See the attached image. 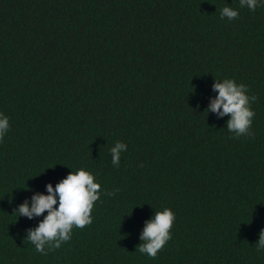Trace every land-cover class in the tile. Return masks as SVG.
Instances as JSON below:
<instances>
[{"label":"trees","instance_id":"obj_1","mask_svg":"<svg viewBox=\"0 0 264 264\" xmlns=\"http://www.w3.org/2000/svg\"><path fill=\"white\" fill-rule=\"evenodd\" d=\"M225 78L257 97L251 136L205 111ZM0 114V264H264V0H0ZM81 168L93 222L36 252L47 211H15ZM165 208L152 258L137 246Z\"/></svg>","mask_w":264,"mask_h":264},{"label":"clouds","instance_id":"obj_2","mask_svg":"<svg viewBox=\"0 0 264 264\" xmlns=\"http://www.w3.org/2000/svg\"><path fill=\"white\" fill-rule=\"evenodd\" d=\"M241 8L247 7L255 11L258 0H239ZM221 18L234 20L238 18L239 11L236 8L225 6L220 10ZM218 92L208 108V113H217L219 116H230L227 128L234 132L236 137L242 135L251 136L250 131L255 115L250 103L257 100L255 95L247 94L248 88L245 84H238L235 79L225 78L223 81L216 79L213 85ZM9 129V118L0 114V139H3ZM127 150V145L117 142L110 151L112 164L118 166L121 153ZM100 183L95 181L94 175L81 168L79 171L71 172L55 187L51 183L47 185V194L36 193L31 198V204L25 200L15 211L19 216L29 219L38 217L47 211L45 218L34 229H28L26 239L35 245L38 253L47 255L48 251L61 247L62 243L71 239L73 226L84 228L93 222L91 215L95 202L100 198ZM117 191H119L117 189ZM115 195V193H109ZM59 197V206L57 205ZM175 220V213L170 208L156 211L154 217L146 223L141 236L142 243L137 250L142 254L155 258L167 241L171 239L170 230ZM47 246V251H46ZM257 250H264V230L256 243Z\"/></svg>","mask_w":264,"mask_h":264}]
</instances>
